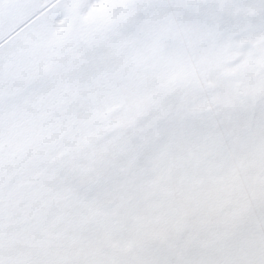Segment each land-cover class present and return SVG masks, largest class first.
<instances>
[{
    "label": "snow or ice",
    "instance_id": "6c2138e0",
    "mask_svg": "<svg viewBox=\"0 0 264 264\" xmlns=\"http://www.w3.org/2000/svg\"><path fill=\"white\" fill-rule=\"evenodd\" d=\"M0 264H264V0H0Z\"/></svg>",
    "mask_w": 264,
    "mask_h": 264
}]
</instances>
